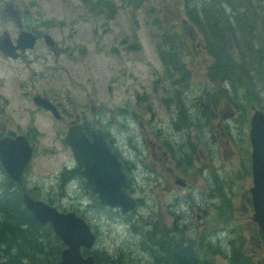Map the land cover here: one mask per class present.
Returning a JSON list of instances; mask_svg holds the SVG:
<instances>
[{"label":"rangeland","instance_id":"obj_1","mask_svg":"<svg viewBox=\"0 0 264 264\" xmlns=\"http://www.w3.org/2000/svg\"><path fill=\"white\" fill-rule=\"evenodd\" d=\"M102 1L110 5L97 6L92 11L83 0H0V31L14 28L1 18V13L5 2H15L28 9L39 21L52 18L54 34L71 35L81 48L77 51L80 61L69 68L27 69L20 63L16 67L0 61V111L3 110L8 119L7 126L15 130L21 126L23 131H27L30 123L38 131L36 153L27 175L29 194L61 211L75 210L84 217L97 235L89 252L102 255L103 262L109 264H146L149 259L145 255L150 253L152 246L149 242L159 241L161 236L166 235L160 229L161 219L165 224L164 231L180 234L182 231L176 228L177 218L180 222L185 218L189 227L196 225L197 229H190H194L192 236L197 239L196 242L200 241L199 235L203 230L211 228L212 232H220L223 224H228L231 231L237 229V234L241 233L246 254L256 264H264V246L259 243L249 199L253 186L249 138L252 109L239 123V111L221 99L216 115L207 119L206 124L199 117L190 127L177 133L170 127L168 105L175 104L177 108V102L186 97L191 106L197 103V99L204 103L209 97L208 91L219 88L207 77L210 58L202 39L193 29L189 34L196 51L186 55L191 73L189 84H175L158 55L153 34H161L163 29L159 27L162 25L156 26L155 20L159 18V23H168L180 32L181 26L187 25L182 14V1L153 0L139 8H134L128 0ZM112 9L117 11L110 18ZM26 80L29 86L24 83ZM61 83L72 99L68 101L70 107L79 113L85 110L89 119L96 115L126 158L137 164L132 196L138 200V205L130 213L120 209L99 210L80 177L65 181L60 175L65 165L76 166L74 155L64 141L66 131L60 122H54V118L45 116L44 112L31 115L35 107L29 95L30 92L35 93L38 84L58 91ZM90 100L97 106L96 113L91 110ZM194 109L203 113V107ZM9 114L14 118L12 124ZM203 134L207 138L202 137ZM173 135L179 141L175 143L176 152L184 148L188 154H194L189 174L183 170L179 172L192 185L190 188L174 187L175 192H165L159 182L160 177L157 179V175L162 173L159 158L162 157V150L167 149L162 147L161 140H166L168 136L172 139ZM169 153L171 159L167 165L175 168L178 158L173 156L172 151ZM204 164L207 165L206 176L226 178L227 192L231 195L224 202L222 198L219 200L220 195L217 197V203L222 202L221 208L212 205L203 212L192 206V211V197L188 196L194 190L201 193L206 185L199 172ZM4 175L0 164V193L6 180ZM165 178L168 181V177ZM200 200L197 197V203ZM180 210L187 212V217H176ZM207 215L212 218L206 219ZM145 234L148 242L143 239ZM230 247L227 246V250ZM83 253L88 254L85 249ZM221 255H216L220 264H229L226 256Z\"/></svg>","mask_w":264,"mask_h":264},{"label":"trees","instance_id":"obj_2","mask_svg":"<svg viewBox=\"0 0 264 264\" xmlns=\"http://www.w3.org/2000/svg\"><path fill=\"white\" fill-rule=\"evenodd\" d=\"M83 1L89 4L92 11L97 6L110 5L102 0ZM128 1L134 8H139L145 2L153 0ZM181 1L187 25H182L180 32L168 23H159V18L155 20L156 26L162 25L159 27L163 29L161 34H153L158 55L174 83L187 84L191 73L187 67L186 55L196 51L189 34L193 29L202 39L210 58L207 77L219 88L208 91L209 97L204 100L207 104L197 99V103L191 106L187 97L178 101L180 125L186 123L190 127V119L199 118L200 115L204 117L208 110L209 116L213 117L221 99L239 111V123L246 119L254 106L264 111V0ZM116 11L117 9H112L109 17H114ZM194 107H203V113H198ZM247 167L249 169V164ZM4 176L6 180L2 183L0 193V264H57L65 245L50 224L42 225L34 218L24 204L17 183L6 173ZM90 196L98 207L107 212L111 210L103 208L91 191ZM216 207L221 206L217 203ZM187 214L180 210L176 217H187ZM205 218L211 219L212 216L207 215ZM179 220L177 218L176 228L182 233L174 234L165 230L164 233L167 234L162 237L165 243L161 253L158 240L149 242L152 246L150 253L145 255L149 259L146 264H220L218 254L226 256L229 264H256L246 254L242 238L236 236L237 229L233 230V234L227 224L226 238L221 239V234L216 231L211 233L210 239L207 233H202L200 241L196 242L197 239L192 236L194 229H197L196 225L189 227L184 219L182 222ZM191 228L194 229L190 230ZM143 239L148 242L147 234ZM227 246H231L230 249L227 250ZM89 253L97 261L104 260L100 258L102 255L98 256L92 251Z\"/></svg>","mask_w":264,"mask_h":264},{"label":"flooded vegetation","instance_id":"obj_3","mask_svg":"<svg viewBox=\"0 0 264 264\" xmlns=\"http://www.w3.org/2000/svg\"><path fill=\"white\" fill-rule=\"evenodd\" d=\"M11 7L13 9H17L18 17H19L18 20L11 17L10 12H9V10L12 9ZM28 11H29L28 9L21 7L19 4L15 2H5L4 3L3 11L1 13V18L9 22L10 24H12L14 28H11V29L6 28L0 31V44L2 42L1 36L8 35L12 44L15 46H20V47L17 48V50L15 51V53H17V57L6 56L4 54V51L0 48V61L2 64L18 67V63H20L22 67L27 68V69L28 68L34 69L37 67L42 70L43 69L56 70L57 67L58 68H69L71 65L80 61V59L78 58L79 55L77 51L79 52V49L81 48L79 47V44L75 42L74 39H72L71 35L68 37V35L64 33H61L60 35H57L56 33L54 34V31H53L54 29L51 28V25L53 22L52 18L48 20L39 21V19L34 17L33 14ZM65 22L66 20H64V23ZM24 33H31L35 37V42L32 47L25 46L24 49H22V46H24L27 43V39ZM47 36H49L50 38H47ZM24 83L29 86L28 80H26ZM32 89H33V86L30 87L31 91ZM29 96L32 97V102L34 103V107H35L34 110L31 111V115H34L35 112L37 113L44 112L46 113L45 116H48V117L52 116L54 118L53 120L54 122L56 121L60 122V124L63 125L64 131H66V134L64 136L65 142H66V136L68 135V132L71 130L72 127H75L77 125H80L82 127L83 131L90 138V140L93 139V135H92L93 131L99 130V129L102 130L103 135L105 139L107 140V143L112 147V151L115 152L120 158V160L123 162L124 170L128 175L127 191L132 196V193L134 192V184L136 183V173H137L138 166L135 162L126 158V155L121 151L120 147H118V145L116 144V140L113 137H111L110 134L103 129L102 121H99L96 115L92 116V118L89 119L87 116V112L85 110H82L81 113L75 112L70 107V103H68V101H72V99L69 97V93L62 83L59 85L58 91H52L51 88L49 87L47 88L45 86H42L41 84H38V88L35 90V93L30 92ZM36 97L39 98L40 102H44V100L42 99H46L47 104H51L53 108L47 109V108H44L43 105L37 104L35 101ZM90 102H91L92 112L96 113V111L98 110L97 106L93 104L92 100H90ZM28 112L30 113V111ZM167 112L168 114L171 115V126L170 127H172L175 131H177V133H180L182 130H184L185 127H188L186 123H184L183 125H180V114H179L180 112L178 110V106L176 108L175 104L168 105ZM8 116H9V122L12 124L14 121V118L10 114ZM210 116L208 114V111H205L204 117L200 115L204 124H206L207 119H209ZM32 120L34 119L32 118ZM196 120L197 118L190 119V124L192 122H196ZM6 121H8V119L5 118V113L3 112V110H1L0 111V139L1 140L5 138L15 139L18 136H25L26 139L35 147L34 154H33V157H34L36 153V148H37V142H36L37 135L36 134L38 133V131L35 130V128L30 123H28L27 125V131H23L21 126H18V130H15L12 127H8L6 124ZM142 125L143 123H141V126ZM161 130H163V128H161ZM202 137L207 138L205 134H203ZM176 142L177 143L179 142L178 137L177 136L174 137V135L172 136V139L170 138V136H168L166 140H161L162 147L166 146L167 149L162 150V157L159 158L160 159L159 166L161 167L162 173L157 175V179L158 177H160L159 179L161 181L159 182L164 187L165 192H172V191L175 192L174 187L177 188L179 186H182L184 188H190L192 185L190 181L189 182L186 181V177L179 175L180 174L179 172L180 170H183L187 175L189 174L188 169H189V166L191 167L190 162L192 159V155L194 154L193 153L188 154L184 148L181 150L177 149L178 152H176L175 151L176 148H174ZM169 151H172L173 156L175 155L178 158L175 168L171 166L169 167L167 165L169 159H171ZM177 154H179V156H177ZM30 164L26 167L24 171L22 183H17L9 176L8 173L5 172L6 170L1 163L3 173L4 174L6 173L15 183H17L18 189L20 193L22 194H24L25 192L29 193L30 191V189H28L27 187L28 185L27 175L29 172ZM206 168H207V165L204 164L199 169V172L202 175L201 177H203V180L205 181V184H206L201 190V193L196 192V190H194L192 192V195L188 196V197H192V202L190 204L192 211L194 210L192 206H196L202 209L203 212H206V210H204L206 207L208 211L212 207V205L217 206V197L219 195H220L219 200L221 198L223 199L222 202L226 201L227 196L229 197L231 195V193L227 192V190L229 191V188L226 187V182H225L226 178L224 180L221 177H219L218 179L217 178L212 179L210 176H206L205 174ZM81 171L82 169L78 167L77 162H76V166H73V167H70L69 165H65L60 175L64 177L65 181H69L70 179L74 181L76 177H80L82 184L86 186L85 179L82 176ZM251 172H252V169H251ZM192 175H194V172L193 174H190L191 177ZM165 176L168 177L169 182L166 180ZM193 186H194V183H193ZM86 187L91 191V189L88 186ZM91 193L95 195L96 198L98 199L96 194H94L92 191ZM197 197H200L201 199L200 202L198 203H197ZM249 199L252 202V197H250ZM222 202H219L221 207H222ZM137 205H138V200H137ZM101 206L103 208L105 207L103 205ZM252 208H253V204H252ZM98 209L105 211L104 209L100 207H98ZM222 209H225V208H222ZM111 210L116 211L119 209H111ZM68 211H75V210H68ZM253 211H254V208H253ZM162 223L164 222L161 219L160 229L164 232L165 224H162ZM255 223L257 224V236L259 238L260 246H264V236L261 232V229L258 223L257 222ZM219 231L223 232L220 235L221 239H224L227 237L228 234L226 233V227L224 224L220 228ZM231 232L233 233V231ZM204 233H207L210 239V235L213 232L211 228H208L207 231L206 230L203 231V234ZM164 236H161V238H159V242H160L159 251H163L164 249L163 244L165 243V241L162 238ZM236 236H240L242 238L241 233L236 234ZM199 237H201V235H199ZM232 237H235V236H232ZM198 257L201 258L199 255Z\"/></svg>","mask_w":264,"mask_h":264},{"label":"water","instance_id":"obj_4","mask_svg":"<svg viewBox=\"0 0 264 264\" xmlns=\"http://www.w3.org/2000/svg\"><path fill=\"white\" fill-rule=\"evenodd\" d=\"M10 7V6H9ZM12 8V7H11ZM8 11V10H7ZM11 17L18 20L17 9L9 10ZM27 43L22 46L32 47L35 37L31 33H24ZM47 38H50L47 36ZM0 48L8 57H17L15 51L20 46L12 44L8 35L1 36ZM37 104L51 109L46 99ZM250 118L249 138L252 146V176L253 186L250 188L252 204L254 208L253 219L258 223L264 236V111L252 107ZM93 139L85 134L82 127H72L66 136V142L71 148L85 184L97 195L101 205L111 209H120L128 213L136 208L137 200L128 191V175L124 170L123 162L112 151L107 143L102 130L92 133ZM34 145L25 136L15 139H0V162L9 176L17 183H22L23 174L30 164ZM23 201L34 218L42 225L50 224L55 234L65 244L61 252V260L58 264H109L97 262L92 254L84 255L83 249L92 248L97 235L90 223L75 211H60L57 207L40 199L33 198L30 194H23Z\"/></svg>","mask_w":264,"mask_h":264}]
</instances>
